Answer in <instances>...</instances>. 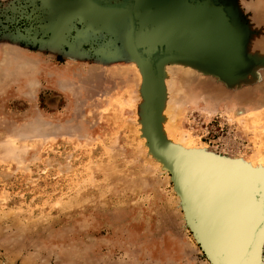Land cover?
Listing matches in <instances>:
<instances>
[{"label": "rangeland", "instance_id": "1", "mask_svg": "<svg viewBox=\"0 0 264 264\" xmlns=\"http://www.w3.org/2000/svg\"><path fill=\"white\" fill-rule=\"evenodd\" d=\"M105 1L115 6L0 0V264H214L153 140L264 176V0H233L244 59L224 75L207 69L234 62L233 22L220 9L197 5L216 33L194 40L161 14L158 0H134L133 31L126 0ZM158 49L175 56L157 72ZM145 94L154 118L147 122ZM164 107L187 147L162 138ZM215 167L191 171L193 209L221 264H241L262 198L235 167ZM213 185L229 189L224 213L204 211L199 195ZM249 264H264V228Z\"/></svg>", "mask_w": 264, "mask_h": 264}, {"label": "water", "instance_id": "2", "mask_svg": "<svg viewBox=\"0 0 264 264\" xmlns=\"http://www.w3.org/2000/svg\"><path fill=\"white\" fill-rule=\"evenodd\" d=\"M202 2L208 3L211 6V8L220 9L221 13L224 16V19H226L227 21L231 20V22H233V34L235 36L234 48H233V50L231 49L233 51L232 53H235L234 54V62L232 60L228 61V63L225 62L222 65L217 66L215 68V70H214L213 66H211L212 68L209 67L210 69L209 68H207V69H209L213 73L221 74V75L233 73L238 69V67L243 62L244 50H245L244 26H243L242 22L240 21V18L238 17V19H237V17H236L234 8L232 7L233 6V0H190V2H188L187 4L192 5V7H194V8H198L199 6H197V5L201 4ZM234 2H235V0H234ZM126 3H127L126 9L131 13V17L134 20V25H133V20H132L131 30H134L135 28H137L138 22H136L134 19V16L132 14V8H130V5H132L134 7V5H136V3L134 0H132L131 4H130V1H127ZM237 11H238V9H237ZM238 16H239V12H238ZM133 46H134V43H133ZM135 48H136V46H135ZM138 50H140V49H138ZM162 53H163L162 50L159 51V49H158L156 51V55L153 57V61L151 63L152 64V66H151L152 71L155 69V66H156L155 70L158 72L157 66L160 63V61L169 59L167 57H174L175 56V55L167 56L165 54L164 56L161 57ZM201 63H205V62H201ZM207 65H210V64L207 63ZM211 69H213V70H211ZM161 156L165 157L164 161L168 162L171 166L170 173H171L172 179L174 178L175 180H177L181 183V186H182L181 191L183 193H182V195H180V198L183 202V210L187 216V220L189 221V223L191 225V230H192L194 237H195V232H196L197 228L198 229L200 228V225H199L200 222H198L199 221L198 216H196L195 211L192 209V204L194 203L193 200H195L197 198L198 191H196L197 179H194L191 176V174H192L191 171L198 166H201V167L207 168V169H211V168H214V166H216L215 168H218V169L226 171V172H230L228 170L233 169V168H231L232 167L231 165L224 163V161H222L221 159H219L215 156H211V155H209L210 158L209 157H198V156H192V155H182L180 153H170L169 155L163 154ZM211 157H214V158H211ZM235 168L237 170H234V171L236 172V174H238V176L240 175V177L245 179V181L250 180L252 182V184L255 185L256 188L252 189L254 191L253 194L255 195L256 199H258L260 197L262 198V208L264 209V179L260 180L256 177H253L251 172L243 170L242 168H237V167H235ZM195 178H196V176H195ZM174 184H175V182H174ZM263 209H262L263 215L261 218V222L259 223V225L255 229L256 231L254 232L255 233L254 241H253L249 251L247 252L246 256L243 258V261L241 264H249L250 259L252 257V254L255 251L257 244L259 242L260 233H261L262 229L264 228V210ZM198 243L202 247V249L210 256V258L212 259L214 264H221L219 258L215 257V255L213 253L208 252L202 246V244L200 242H198Z\"/></svg>", "mask_w": 264, "mask_h": 264}, {"label": "bare ground", "instance_id": "3", "mask_svg": "<svg viewBox=\"0 0 264 264\" xmlns=\"http://www.w3.org/2000/svg\"><path fill=\"white\" fill-rule=\"evenodd\" d=\"M158 8H159V11L161 12V14L165 15L171 23H173L172 21H174L177 24V29H179L181 32L192 33L194 40H200L201 37L206 32H211L212 34L216 33V30L214 29V27L212 29L208 28V26H211L214 24L215 19L214 18L209 19L208 13H202V9H195L191 6H187V5L183 4L180 0H158ZM234 11H235L236 17L238 19V12L235 8H234ZM193 24H197V27L193 28ZM131 35L133 36V34H131ZM180 59H183V61H186V62L192 61L190 58H180ZM139 60L141 61L140 55H139ZM198 62L200 65H202L201 60H199ZM139 65H140V63H139ZM204 67H206V66H204ZM210 67H211V65H210ZM211 70H213V69H211ZM214 70H215V68H214ZM145 88H146V86H145V82H144V90H145ZM146 101H147V98H146V94H145V107H144L145 116L144 117H145V121L147 122L150 119H154V118H152V114H151L152 113L151 110H153V108L151 107V109H150V107ZM163 117H165V120L163 119ZM146 125H147V123H146ZM158 125L160 127V132L162 133L161 136L165 140V142L168 143V146H172V147L178 146L177 148L187 147L186 142H185L186 138L184 139V138L178 137V134H177L178 128H176L174 126L172 119L167 118L165 107L162 109V113L160 115ZM156 136H157V132H156ZM154 140H153V146H154L153 149H154L155 156L165 164V167L168 170H171L170 164L168 162L164 161L165 157H162L161 155H163V154L169 155L170 153H176V152L174 150L170 149L169 147H165L163 145V142H161V140L159 138H156ZM182 155H186V154H182ZM192 156L201 157L199 155H192ZM203 157H209L210 158L209 155H206ZM211 158H213V157H211ZM221 160L224 161V163L231 165V163H228L227 160H223V159H221ZM231 166L240 168L237 165H235V166L231 165ZM229 171H231V170H229ZM246 171L251 172L253 177H256L260 180L264 179L263 175L258 174L255 171L247 170V169H246ZM231 172L233 173L235 171L233 170ZM174 181L176 183L177 190H178L179 194L182 195L183 192L181 191L182 190L181 183L175 179H174ZM248 187H247V189H248L247 191L253 195L254 191L252 189H254L255 187H249V188ZM210 188H212V189H209V191H206V193H200V195H199L201 200L203 202H205L204 203V211L206 213H210V214H213L214 212H223L224 213L230 205L229 202L232 200V199H230V196H229V189H227L224 186H220V185H213ZM196 189L199 190L198 187H196ZM233 200L236 202L241 201V200H243V197L239 193H236L233 197ZM193 208L194 207L192 204V209ZM235 212H237V209H235ZM262 215H263V213H262ZM196 216H197V214H196ZM207 232H208V230H207ZM208 235H209V237H208ZM210 235H211V237H210ZM195 237L197 238L198 242H200L202 244V246L208 252L212 253L210 251V249L214 250V248L211 246V243L208 240L206 241L205 239L202 238V236L200 234V229H198V228L195 232ZM207 238L216 239V235L214 233H207Z\"/></svg>", "mask_w": 264, "mask_h": 264}, {"label": "flooded vegetation", "instance_id": "4", "mask_svg": "<svg viewBox=\"0 0 264 264\" xmlns=\"http://www.w3.org/2000/svg\"><path fill=\"white\" fill-rule=\"evenodd\" d=\"M93 1H95V2H97V3H100V4H102V5H107V6H115L113 3H110V2H108V1H105V0H93ZM127 1H129V0H126L125 1V7L127 6ZM206 3V2H205ZM207 5H208V3H206ZM205 5V4H204ZM131 34H132V32H131Z\"/></svg>", "mask_w": 264, "mask_h": 264}]
</instances>
